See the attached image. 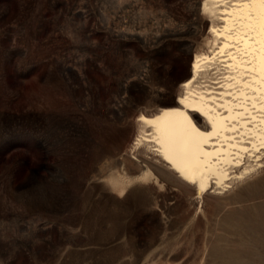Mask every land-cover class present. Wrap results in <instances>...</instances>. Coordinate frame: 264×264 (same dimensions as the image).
Listing matches in <instances>:
<instances>
[{"label": "rangeland", "instance_id": "obj_1", "mask_svg": "<svg viewBox=\"0 0 264 264\" xmlns=\"http://www.w3.org/2000/svg\"><path fill=\"white\" fill-rule=\"evenodd\" d=\"M201 1L0 0V264H264L263 168L197 215L160 168L109 181L138 175L118 151L189 71Z\"/></svg>", "mask_w": 264, "mask_h": 264}, {"label": "bare ground", "instance_id": "obj_2", "mask_svg": "<svg viewBox=\"0 0 264 264\" xmlns=\"http://www.w3.org/2000/svg\"><path fill=\"white\" fill-rule=\"evenodd\" d=\"M201 18L206 32L173 99L139 111L135 138L118 151L138 175L123 163L108 177L123 192L134 180L157 183L160 168L193 190L194 215L205 195L264 169V0H202ZM168 55L186 66L181 54Z\"/></svg>", "mask_w": 264, "mask_h": 264}]
</instances>
